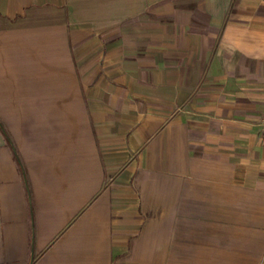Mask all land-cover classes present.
<instances>
[{
  "label": "crops",
  "instance_id": "0c3cea01",
  "mask_svg": "<svg viewBox=\"0 0 264 264\" xmlns=\"http://www.w3.org/2000/svg\"><path fill=\"white\" fill-rule=\"evenodd\" d=\"M264 0H0V264H264Z\"/></svg>",
  "mask_w": 264,
  "mask_h": 264
},
{
  "label": "built area",
  "instance_id": "2783aa9c",
  "mask_svg": "<svg viewBox=\"0 0 264 264\" xmlns=\"http://www.w3.org/2000/svg\"><path fill=\"white\" fill-rule=\"evenodd\" d=\"M260 125H261V130L259 133V139H260L261 145L264 146V118L261 119Z\"/></svg>",
  "mask_w": 264,
  "mask_h": 264
}]
</instances>
